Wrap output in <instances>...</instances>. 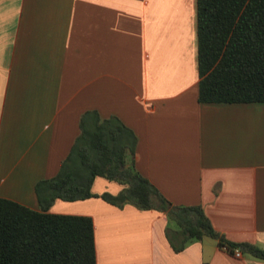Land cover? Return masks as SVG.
I'll list each match as a JSON object with an SVG mask.
<instances>
[{
	"label": "crops",
	"instance_id": "0c3cea01",
	"mask_svg": "<svg viewBox=\"0 0 264 264\" xmlns=\"http://www.w3.org/2000/svg\"><path fill=\"white\" fill-rule=\"evenodd\" d=\"M197 82L195 0H0V197L38 210L35 182L95 110L132 130L136 170L170 203L264 251V103H200ZM46 211L91 217L96 264H264L206 236L174 251L155 209L89 197Z\"/></svg>",
	"mask_w": 264,
	"mask_h": 264
},
{
	"label": "trees",
	"instance_id": "16d2710c",
	"mask_svg": "<svg viewBox=\"0 0 264 264\" xmlns=\"http://www.w3.org/2000/svg\"><path fill=\"white\" fill-rule=\"evenodd\" d=\"M197 101L264 103V0H195ZM57 173L34 184L39 209L0 197V264H96L93 223L87 215L47 212L53 199L99 197L121 207L166 215L174 251L202 237L229 253L264 259L248 242H231L213 229L199 205H174L134 166L135 135L117 117L87 110ZM120 184L114 195L91 192L95 177Z\"/></svg>",
	"mask_w": 264,
	"mask_h": 264
},
{
	"label": "rangeland",
	"instance_id": "374dc122",
	"mask_svg": "<svg viewBox=\"0 0 264 264\" xmlns=\"http://www.w3.org/2000/svg\"><path fill=\"white\" fill-rule=\"evenodd\" d=\"M112 184L115 185L116 187V191L115 190H112L111 187L110 188H107V184H97L95 186V188H93L94 190V193L97 194V195H100L102 193H108V194H111V195H114L115 193H117L120 189V184L116 183V182H111Z\"/></svg>",
	"mask_w": 264,
	"mask_h": 264
},
{
	"label": "built area",
	"instance_id": "2783aa9c",
	"mask_svg": "<svg viewBox=\"0 0 264 264\" xmlns=\"http://www.w3.org/2000/svg\"><path fill=\"white\" fill-rule=\"evenodd\" d=\"M224 248V247H223ZM225 249V248H224ZM226 250V249H225ZM231 255L234 257H240L241 256V251L239 248L235 247L232 249Z\"/></svg>",
	"mask_w": 264,
	"mask_h": 264
}]
</instances>
